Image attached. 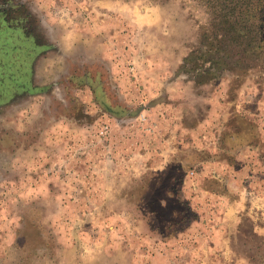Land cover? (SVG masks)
<instances>
[{
    "label": "rangeland",
    "instance_id": "obj_1",
    "mask_svg": "<svg viewBox=\"0 0 264 264\" xmlns=\"http://www.w3.org/2000/svg\"><path fill=\"white\" fill-rule=\"evenodd\" d=\"M207 19L201 0H0V53L17 39L5 28L26 37L6 60L28 84L9 100L0 88V264H264V71L187 72ZM191 152L239 155L247 193L219 179L217 202L191 195L187 168L186 210L159 208L170 172L145 169ZM101 158L111 164L92 173ZM241 201L228 256L196 242Z\"/></svg>",
    "mask_w": 264,
    "mask_h": 264
},
{
    "label": "trees",
    "instance_id": "obj_2",
    "mask_svg": "<svg viewBox=\"0 0 264 264\" xmlns=\"http://www.w3.org/2000/svg\"><path fill=\"white\" fill-rule=\"evenodd\" d=\"M202 6L208 15L207 23L202 29L198 47L191 50L185 60L186 70L192 74H201L204 78L220 76L226 72H245L249 69L260 68L264 71V0H201ZM12 31L5 33L9 37L1 48L0 55V88L6 92V100L14 98L18 93L25 92L28 84L18 81L14 77L12 65L6 58L17 55L16 48L20 39L26 37L14 28H5ZM21 35H19L17 32ZM15 41V42H13ZM24 51L32 49L27 43ZM197 52H200L196 55ZM202 60L204 64L210 63V68L197 65ZM195 61V62H194ZM19 77L22 78L20 75ZM8 89V92L6 89ZM186 166L172 164L163 171L170 172L169 184L159 194L157 202L162 208L166 201L179 205L186 210L179 194V183L186 171ZM158 208V209H159ZM178 209L173 208L172 216H176Z\"/></svg>",
    "mask_w": 264,
    "mask_h": 264
},
{
    "label": "crops",
    "instance_id": "obj_3",
    "mask_svg": "<svg viewBox=\"0 0 264 264\" xmlns=\"http://www.w3.org/2000/svg\"><path fill=\"white\" fill-rule=\"evenodd\" d=\"M135 148V147H134ZM234 151H236L234 149ZM105 156L107 158H109L106 153ZM164 159L161 160H154L152 164H149L150 166L148 168H146L145 170L148 173L154 172V173H158V172H163L165 171L168 166L169 163H172L174 158L173 155L168 156L167 154L163 155ZM113 158V157H112ZM135 157L132 156V158L130 160H134ZM211 159L213 160H203V159H199V157L197 155L194 154V152H191L190 154L185 153L184 155H180L177 158V163H181L183 166H186V168H191L192 170L196 171L197 174V187H198V192L200 194V196L202 195L203 197L207 198V196L211 199V202H217V199L219 197L218 193H216V190H222L221 187H217L215 184V181H219V179H222V181H224L225 183H227V185L230 187L232 186L238 195H243L247 193V187L246 186H242V182L243 179L247 178L250 174V172H246L247 169V165L245 163V161L242 160V158H240V156L238 155V160H236L238 162L239 166H232L229 165L228 162L226 161H220L218 162V160L215 157H212ZM100 162V166H93L92 168V173H96L95 171L98 170V168L103 167V166H108L109 164H111V162L109 161H105L103 158H101ZM118 163V162H117ZM190 166V167H189ZM132 170L137 171L140 173V171L138 170V168H135L134 166H132ZM145 171V172H146ZM101 177H106V174L101 173L100 174ZM109 175V174H107ZM205 177L207 178H211L209 180H212L213 178L215 180L212 181H205ZM213 185H215L216 187H213ZM250 186V185H249ZM224 190V189H223ZM222 190V191H223ZM250 191V190H249ZM258 192H261V190H258ZM217 195V196H216ZM201 198V197H200ZM204 198V199H205ZM220 203H224L222 200H220ZM227 204V203H225ZM229 206L224 205V213H223V217H220V225L218 226V230L217 231H212V233L214 234H209V238L205 239L204 236H195L196 238V242L200 243H204L207 241H213L215 242L216 245V241L220 242L221 246L220 247V251H217L221 254H223L224 256H228L227 255V242H228V236L225 235V231H227L226 228H228V224L230 223L231 219H232V214L234 215V212H238L239 208H244L245 207V203L243 201L239 202L236 207L231 206L230 208H228ZM228 209V210H227ZM229 216H231V219L229 220ZM219 218H216V222ZM215 225V223H214ZM213 226V224H212ZM226 229V230H225ZM225 244V246H224ZM214 251H216V249H214ZM211 251H202L199 249H195V251H193L194 256L198 257V258H203V257H212L210 256ZM208 255V256H206Z\"/></svg>",
    "mask_w": 264,
    "mask_h": 264
},
{
    "label": "built area",
    "instance_id": "obj_4",
    "mask_svg": "<svg viewBox=\"0 0 264 264\" xmlns=\"http://www.w3.org/2000/svg\"><path fill=\"white\" fill-rule=\"evenodd\" d=\"M139 120L141 122H145V117L141 115L139 117ZM111 129L108 124H103L101 128L98 131V134L100 137L104 139L103 144L104 146H108L109 144L106 142H109L108 137L110 135ZM183 185L186 187V189L189 191L191 195H196L198 192L197 187V174L195 170H190L186 173V175L183 178ZM199 193V192H198ZM199 195V194H198ZM196 197V196H195Z\"/></svg>",
    "mask_w": 264,
    "mask_h": 264
}]
</instances>
